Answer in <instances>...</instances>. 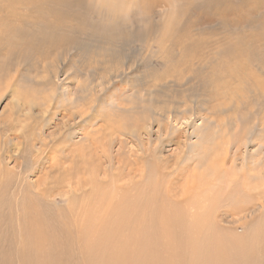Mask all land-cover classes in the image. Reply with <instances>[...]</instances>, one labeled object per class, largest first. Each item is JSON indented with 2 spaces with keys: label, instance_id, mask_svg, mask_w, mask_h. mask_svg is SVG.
I'll list each match as a JSON object with an SVG mask.
<instances>
[{
  "label": "rangeland",
  "instance_id": "obj_1",
  "mask_svg": "<svg viewBox=\"0 0 264 264\" xmlns=\"http://www.w3.org/2000/svg\"><path fill=\"white\" fill-rule=\"evenodd\" d=\"M86 1L87 4L90 3L88 6L94 14L92 16L101 22L102 28H106L104 35L108 34L110 41L86 42L84 45L88 48L81 49V54L76 49H72L58 57L49 56V59L37 70L31 72L26 70L23 64L20 70L16 69L17 72L8 69L11 75L13 73L12 76L0 72L2 74L0 75V184L7 185L9 193L14 190L23 192L27 188L32 190L30 187L35 188L36 184L43 187L55 184L52 187L55 191L52 195L54 194L55 197L52 199L54 206L59 209L80 205L87 197V191L89 193L91 190H96L92 195L91 204L97 194L102 197L100 200L102 202L103 199L109 198L117 200L119 197L117 194L123 188L131 191L134 188L147 190L150 187L151 190L157 187L164 197V188L167 184H170L175 197H180L179 199L189 204L196 205L201 201L203 196L198 192L204 186L207 188L216 186L221 189L220 186L223 184V187L226 183L239 188L237 192H233L232 197L238 196L242 199L240 202H247L248 206L252 207L264 201V24L261 26L264 22V14L260 13L261 10L257 15L252 12L258 11L253 8L260 7L251 5L246 0H223L219 4L210 6H206V0H199V3L191 7V11L183 16L185 4L181 7L177 0H158L150 9H147L146 3L140 0H116L119 4L112 8L117 13H113L111 7L102 3L105 0ZM108 1L110 3L111 0ZM249 9L252 10L249 11L252 16L256 17L250 16L249 19L251 14H245ZM77 10L78 8L74 11ZM86 11L85 7L83 12ZM220 15L233 16L231 19L235 20H239L235 18L238 16L252 25V21L256 18L259 24L256 28L246 26L248 27L246 28L248 31L244 33L246 35L238 34V31L228 24L216 22V19L221 18ZM195 18L202 19L199 31L206 39L204 44L209 42L207 43L209 45L206 44L208 49L205 50L210 52L201 51L200 48L198 52L197 48L190 44L194 41L188 43L184 41L179 44L166 35L170 30H174L176 24H179L177 19H182L180 21L184 23L186 19L195 20ZM211 19L214 20L212 23L205 22ZM113 24H115L114 28H110ZM249 27L255 29L256 33ZM184 31L188 33L190 30L185 27L181 31L182 34L178 33V35H183ZM0 32H2L1 26ZM118 32L121 34L118 35ZM128 32L133 37L130 38ZM125 33L128 34L127 37L123 36ZM192 33L196 34L193 30ZM224 36L239 39V45L243 47L242 52L233 55L238 61L233 59L234 62L231 56L225 58L224 55L219 54L221 51L218 48V55H214L215 58L211 56L206 63L203 56L209 57L213 51V41L219 46L221 42L217 41H222L221 38ZM259 37H262V40ZM150 39H159L161 42L164 39L169 40L164 46L172 52L168 54L164 52L161 55L159 53V57L164 58L165 63L161 59H158L161 60L160 62L156 59L153 65L160 67L161 64L160 68L156 67L159 73H163L166 66L170 72L173 70L172 78L168 80L170 88L167 86V89L172 92H169L170 97L176 98L174 101H180L179 103H173V98L169 97L167 101L159 103L151 100V94L136 89L138 84L135 81L139 78V70L142 69L141 64L138 63L142 62V56L147 54L144 44ZM122 42L127 44L120 45ZM174 45L178 47L175 48ZM18 47L20 48L21 45ZM103 49L108 51L99 55ZM156 49L154 47V50ZM142 50L144 51L141 52ZM216 56L223 57L221 59L223 61ZM82 58L85 62L92 61L91 64L93 61L101 62V59H106L107 63H99V66H90V68L84 66L86 68L84 69ZM225 60L226 65L223 63ZM4 62L6 59L0 58V66ZM47 63H50L49 66ZM6 67L7 65L1 67L0 71L10 74ZM200 69L205 73L202 74ZM4 75L6 78H1ZM13 76L14 79L11 78ZM202 79L205 80L201 81ZM208 86L210 90H207ZM183 88L190 92L187 93L186 90L181 92ZM156 90L164 93L162 88ZM151 93L155 94L156 91L153 90ZM181 93L186 94L182 95L183 99ZM191 94L192 96L186 98ZM152 99L156 100L154 96ZM172 105L174 107H171ZM162 108H165L164 111ZM67 175L73 178L64 183L71 182L76 186L84 182L86 186L82 188L79 196L76 195L77 199L75 195L72 196L73 198L64 196L63 194H67L66 190L69 189L68 185L62 186L61 183L56 182L57 177L63 178ZM78 177L80 182H77ZM161 185L164 187H159ZM104 188L107 189L106 192ZM216 188L214 191L218 190ZM112 190L115 192H111ZM210 191L202 190L201 194ZM242 191H245L246 198H243ZM230 201L239 204L237 200L230 198ZM230 201H224L221 206L229 202L223 207L227 208L228 205H232ZM218 207L220 208V205H217ZM213 214H216L215 217L214 215L210 217V213L208 217L207 214L202 216L206 218H203L206 220L204 222L211 225L205 224V226L218 227L217 230L221 232L219 223L217 224L220 216L216 210ZM213 217L217 226H214L215 223L210 220ZM230 217L232 216L225 217L228 220L222 221V225L227 226V230L226 226H223L224 231L239 237L240 241L246 242L247 239L249 242L252 241L251 235L258 234L255 231L262 230V227L264 233V215L260 219L257 215L251 216L252 218L247 216V220H245L246 216H243L245 221L241 219L243 218L241 215L235 214V218ZM203 234L206 236L207 233H199L200 241L205 238ZM214 234L217 235L218 241L215 240L216 237L212 238ZM214 234L207 235L210 236L211 242L225 243L226 237H223V240L218 233ZM259 264L264 262L260 261Z\"/></svg>",
  "mask_w": 264,
  "mask_h": 264
},
{
  "label": "bare ground",
  "instance_id": "obj_2",
  "mask_svg": "<svg viewBox=\"0 0 264 264\" xmlns=\"http://www.w3.org/2000/svg\"><path fill=\"white\" fill-rule=\"evenodd\" d=\"M111 1L110 3L108 0L100 2H102L104 5L109 6V8L111 7L110 10H112L113 13H117L114 10V6L118 5L119 2L116 0ZM140 1L142 3H146L147 9H150L151 6L153 7L155 5L154 3L158 2V0ZM177 1L179 2V4H181V7L183 4H185V7L182 11L183 16H186L189 11H191V7H194L199 3V0H195L194 2L191 0ZM222 1L223 0H206V6H210L215 3L219 4ZM246 1L250 2L251 5L255 4L254 6L260 8H253V10L258 11H252L251 9H249L248 12H245V14H249V11H252L257 15L260 10V13L262 12V15L264 14V0ZM232 2L233 1H231V3ZM89 4L90 3L87 4L86 0H0V26L2 30V32H0V58L6 59V62H4L0 66V68H4L7 65V67L5 68L7 71L9 69L10 71L17 72L16 69L18 68L20 70V67L23 64V66H26L25 69L31 72L32 70H37L42 63L49 59V56L54 55L58 57L59 55L69 52L72 49H76L77 51H79V54H81V49H84L86 47L84 45V43L86 42L104 43L105 40L110 41L109 37H107L108 34L104 35V30L106 28L103 27V29L101 26V22L97 21L98 19H96L95 16H92L93 13H91L90 6H88ZM121 4L123 3L121 2ZM232 4L230 5L233 6ZM112 6L114 8H112ZM85 7L87 8L86 13L83 12V10L85 11ZM77 8L78 10L74 11ZM98 15L101 14L98 13ZM250 16H252V14L249 15V19ZM19 17L21 18L19 19ZM219 17L221 18L216 19V22L220 24H228L231 28L236 29L238 31V34L246 33L248 31L246 29L248 27L246 26L248 25L255 26L256 28L259 24V20L256 18L254 19V21H252V17L254 18L256 16L251 17L253 25L249 21L243 20V18H239L238 16H235V18L239 20L231 19L233 16L229 15H220ZM115 19L116 18H113V20ZM177 20V23L179 24H176L174 30H170L168 32L169 34L166 33V35H168V38L170 40L173 39V41L175 39L179 44H182L184 41H187V43L190 41H194L193 43L190 42V44H192L195 49L197 48V51L199 50V48L201 51H204L207 48L206 44L209 42L204 44V40L206 41V39L202 37L203 35H201V32L199 31L201 26L200 22L202 21V19H186L184 23L180 21L182 19ZM213 21L214 20L211 19L205 22L212 23ZM263 24L264 22L261 24V26H263ZM114 25L115 24H113V26L110 25L111 27H109L114 28ZM185 27L190 30V33L184 31L183 35H178V33H181V31ZM262 28L263 27H261V29ZM192 30L196 34H193ZM253 30L255 31V29ZM105 33H107V31H105ZM113 33H115V31ZM126 33L125 35L123 34V36L127 37L126 35L128 34ZM128 33L130 38L133 37L131 36L130 32ZM254 33H256V31ZM254 33H251V35H253ZM117 34L120 35L121 33L118 32ZM177 36H179V38H177ZM117 37L119 38V36ZM119 39H121V37ZM221 39L222 41L217 42H223L226 44L218 43L219 46H217V43L213 41V51L211 55L209 57L203 56V58L206 60V63L211 56L215 58L214 55H218L219 50L221 51V53L219 52V54L224 55L225 58H229L231 56L230 58H232V60L238 59H236V57H234L233 55L241 54L242 52L243 47L239 45V39H235L233 36L231 38L224 36ZM259 39L262 40V37H259ZM115 40L118 39H116L115 37ZM158 40L150 39L149 41H146V44H144L146 46L147 54L142 56V62L139 61L138 63L141 64L140 67L142 69L139 70V78L135 81L139 86L134 82L133 84L136 85L137 90L142 89L144 92H146V94H151L152 97L150 98L153 101L163 103L164 101H167V97H169L170 99L173 98V103H179L180 101H174L176 100V98L170 97L171 95L169 94L172 92L167 89L169 87L168 85L170 84L168 80L172 78V74L174 73L173 70L172 72H170L167 66L165 68L162 66L165 71L163 73H159L156 68L158 67V65H153V61H155L156 59H161L162 62L165 63V59L159 57V53L161 55L164 52H167L166 54L172 52H170V50L164 46L169 42L168 39V41L164 39L163 42ZM241 40H243V38ZM126 42L128 41L126 40ZM125 43L122 42L120 43V45H125ZM18 45H21V47L19 48ZM97 47H95L96 50ZM154 47H156L157 49L154 50ZM176 47L178 46H175V48ZM100 48L101 47H99V49ZM184 48L186 47L184 46ZM107 51L108 50L103 49L101 50L99 55H102L104 54L103 52ZM143 51L144 50H142L141 52ZM183 55L182 59H184ZM199 56L202 57V55ZM176 57L178 58L181 56ZM218 57L220 60L223 58H220V56ZM166 58L169 59V57ZM182 59H180V61H182ZM101 60V62L100 60L95 62L93 61V64H91L92 61L85 62L82 58V68L86 69L84 66L90 68V66H99V63H107L105 62L106 59ZM161 60L158 61L160 62ZM50 63H47V66H49ZM202 63L201 66L203 68L204 65H202ZM223 63H227L226 60ZM231 63L236 64L233 62ZM209 64L211 63L209 62ZM159 66L161 67V64ZM203 69L205 70L206 68ZM198 70L199 69L197 68V71ZM204 70L201 71L202 74ZM0 72H4L3 74L5 75H11L9 71L8 72L10 74L6 73L5 71ZM193 72L194 70L192 71V74ZM201 72L195 73L197 74ZM184 74L187 75V73ZM5 75L1 78H6ZM206 75H208V73H206ZM9 76H7V78ZM11 78L14 79V76ZM205 79H202L201 81ZM6 81H8V79ZM207 81L208 80H206V82ZM188 82L189 81H187V83ZM8 83L10 84V81ZM203 83H205V81ZM180 85L182 86L181 83ZM158 88H162L164 93L162 94L161 92H158L156 90ZM153 90L156 91L155 94L151 93ZM185 90L186 89L183 88V91L181 92H184ZM187 90L185 92H187ZM207 90H210L209 86ZM182 95L185 96L186 94L184 95V93H181V99H183ZM153 96L156 98V100L152 99ZM190 96H192V94L187 96L186 98ZM181 101L183 102V100ZM173 105L171 107H174ZM162 109L164 111L165 108ZM60 178L57 177V184L61 183L62 186L68 185L67 188H69L68 190H66L67 194H63L64 196L72 197L73 195H75L74 197L77 199L76 195L79 196L81 194L80 192L82 191V188L86 187L84 186V182H81L76 186H74L75 184H71V182L64 183L66 180H70L71 178H73V176L67 175L63 177L65 179ZM77 182H80L79 177ZM144 183L145 182L143 180V185ZM54 185H51L50 187H45L47 186L45 185L43 187L39 184H36L35 188L30 187V189L32 190H28L27 188V190H23V192L14 190L9 193L8 186L0 184V264H252L255 262L259 264L260 261L264 262V233H262L263 227L262 230H259L257 232L255 231V233L258 234L254 235L251 233L253 240L250 242L248 241V239V242H244L243 240L240 241L239 237L237 238V236L230 235L229 233L224 231V227L226 225H222V221L224 222L227 218H229V216H232L230 218H235V214L241 215L242 217L246 216L245 220H247V216L254 217V215H257L260 219V217L264 215V201L262 200L258 203V205L256 204L252 207L250 205L248 206L247 202H240L242 201V199H239L238 196H235L236 198L234 196L232 197V195L234 194L233 192H237V190L239 189H237L234 185H227L226 183V185L222 187V184L220 186L221 189L216 188V186H211L212 188H207L206 186L202 188L203 186H200L202 188L201 191L208 189L211 191L210 193L205 192L204 194L206 195L204 196V194H201V191L197 189V191H199L198 193H200L199 195L203 196V198H201V201H198V206L197 204H189V202L186 201L183 202V200L179 199L180 197H175V193H172L174 191H172V189L170 188V184H167V187L164 188V197L162 196V194H160V191H158L159 189L157 187L151 190L150 187L147 190L145 188L137 189L134 187H128L132 189L134 188V190L130 189L131 191H128L129 189L127 188H119L121 190H119L120 194H117L119 195V197L116 196L118 198L117 200H111L109 198L106 200L103 199L104 201L102 202L100 201L102 197L97 194L99 197L97 195L94 196L96 198L93 197L95 200L94 202H92L93 204H91V199L96 190H91V192L89 193L87 191V197L83 199L80 205H70L69 207L64 209H59L54 206L55 203L52 199L53 197H55L54 194L52 195V192H55L52 190V187ZM159 187L164 186L161 185ZM215 188L218 190L214 191ZM48 189L51 190L48 191ZM105 189L106 188H104V191L106 192L107 189ZM113 191L114 190H112L111 192ZM244 193L245 191L242 193L243 198H246V196H244ZM236 194L239 195V193ZM97 197L100 199L98 200ZM230 198L232 200L234 199L239 201V204L236 205L234 201H230ZM227 200L230 201L232 205H228L227 208H223L224 206H226L225 204L229 203L226 202L223 206H221L223 202ZM217 205H220V208H217ZM215 210L220 216H218L219 221H217V224L219 223L218 226H220L219 228L221 232L217 230L218 227L207 228L206 226L208 224L204 222L206 218L202 217L205 214H207V217L210 216L209 213L211 214L210 217H212V215H214L213 213H215ZM94 214L98 215L95 216ZM195 215L196 217L201 216L202 218H196ZM214 217L213 219H210L213 222L216 220L214 219ZM244 217L241 219L244 220ZM202 221L204 223H202ZM205 224L207 225L205 226ZM214 226H217L216 223ZM213 232L218 233V236H221L220 239L226 237L225 243L222 244L218 242H211L209 239L210 236L214 234ZM232 232L233 231L231 230V233ZM199 233H207L206 236L203 234L205 238H202V241H200L201 235H199ZM207 235L210 236L207 237ZM216 236L217 235L214 234L212 238H215ZM246 236L247 235H245V237ZM215 240L218 241L217 237L215 238Z\"/></svg>",
  "mask_w": 264,
  "mask_h": 264
}]
</instances>
